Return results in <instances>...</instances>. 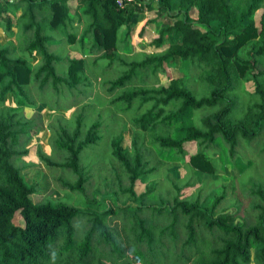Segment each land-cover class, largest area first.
Wrapping results in <instances>:
<instances>
[{
	"label": "trees",
	"instance_id": "trees-1",
	"mask_svg": "<svg viewBox=\"0 0 264 264\" xmlns=\"http://www.w3.org/2000/svg\"><path fill=\"white\" fill-rule=\"evenodd\" d=\"M73 1L85 29L75 26ZM20 9L15 21L13 14ZM148 9L156 18L147 24L169 21L152 42L160 52L128 60L121 51L146 19L136 8L120 9L115 0H0V30L18 43L0 45V264H264V0H153ZM66 45L80 56L52 50ZM31 53L41 58L34 68ZM177 59L187 70L168 86L157 80L151 87L125 89L141 72L156 74ZM89 60L91 75L111 84L110 92L124 89L109 107L126 106L121 113L130 119L133 140L128 149L123 132L113 137L110 164L120 167L128 186L117 174L112 187L106 183L98 210L65 200L35 203L39 185L26 182L19 161L44 126L41 111L46 106L68 110L53 100L40 104L35 97L47 88L60 96L63 90L72 96L91 91L95 83ZM100 62L126 71L109 80L108 69L98 72ZM8 96L19 107L9 108ZM78 103L83 105L73 119L57 118L58 127H50L53 154L40 147L38 157L50 172L61 169L75 176L74 184L66 185L83 198L93 170L83 155L102 137L100 123L86 126L88 104ZM29 109L38 111L29 115ZM205 109L213 111L198 118L197 112ZM146 139L155 153L146 155ZM187 143L221 148L219 154L208 157L203 149L190 158L193 169L210 174L216 171L212 160L220 154L234 163L240 158L238 168L246 173L254 161L240 157L237 147L257 143L262 175L248 176L240 189L246 199L259 200L248 209L237 200L234 210L223 213L218 208L226 193L206 205L183 194L194 187L190 179L176 182L168 174L149 191L150 197L156 194L151 204L144 201L147 195L136 196L139 180L161 175L156 164L185 162ZM251 180L256 182L252 190ZM145 210L151 213L143 219ZM83 219L87 224L81 227ZM103 242L112 247L110 252L101 250Z\"/></svg>",
	"mask_w": 264,
	"mask_h": 264
},
{
	"label": "rangeland",
	"instance_id": "rangeland-1",
	"mask_svg": "<svg viewBox=\"0 0 264 264\" xmlns=\"http://www.w3.org/2000/svg\"><path fill=\"white\" fill-rule=\"evenodd\" d=\"M71 8V16L76 18V27L82 29L86 28L84 21L81 22V10L78 8L77 2L73 1L69 3ZM22 14V10L16 11L13 14V19L16 21L18 17ZM146 19L143 20L137 28H139L134 34L130 42L126 46L123 47L121 54L124 57H127L128 60H133L141 54H153L158 53L160 50H156L153 46L152 42L159 37L160 29H162L166 24H169V21L166 19L159 20L155 24H147L152 18H156V14L147 15ZM261 12H258L255 21L258 26H260ZM18 28H15V33ZM142 30H144L142 32ZM124 33L122 32L121 37L123 40ZM8 42H13L14 44H18L15 38H8L4 35L3 31L0 30V45H5ZM65 48H58L57 46L52 47V50L62 51L63 56L66 55L70 48L64 46ZM69 55L72 57L80 56L79 53L70 51ZM31 61L30 66L36 67L41 58L37 53L30 54ZM94 58V57H93ZM91 61L89 60L88 69L90 70L89 76L92 81L95 83L94 88L91 91H86L88 93L80 94L79 96H72L70 92L67 90H63V97L59 94L52 92L50 88H47L45 92L38 93V99L35 97V101L38 103L49 102L53 100V103L56 104H64L68 107L67 111L61 110L60 112L55 111L52 107H45L43 109L42 114L44 116V126L38 130L37 136H33L31 142L27 146L29 149V154L27 157L19 161V166L22 167L21 175L26 180L28 184H38L39 192L34 195L32 198L35 203H43L47 200L54 201H70L71 204L76 203L82 209L98 210L99 202L101 200V193H104L107 189L105 188L106 183L110 187H112V183L117 181V174L122 179L124 187L128 186L125 175L123 174L120 167L111 162V140L115 135L122 133L124 134L123 146L125 148L130 149L131 143L133 140V130L130 127L129 118L126 114L121 113V109L125 108V105L116 104L114 106L109 107V102L119 96L124 89H116L110 92L111 84H103V81L97 80L95 76L91 75L92 66ZM108 62H100L98 64V72L102 73L103 69L109 68ZM184 70H187V66L181 62L180 59H177L176 64L170 67H165L163 70H159L156 74L152 73L151 70L141 72L138 78L135 79L132 85L127 86L125 89L130 91L132 88H141L154 85L157 80H159L160 85L168 86L173 79H178L183 77ZM125 68H118L116 65L110 69H108L105 78L109 80H115L125 72ZM156 85V84H155ZM247 88L249 90H253L254 86L252 83L247 84ZM77 92V91H75ZM37 95V94H36ZM83 102L84 104H88L89 107L86 108V126H90L93 123H100V135L102 140H100L95 146L90 147L84 152L83 160H85V164L90 163L92 167L91 180L85 185L86 197L81 196V194H71L69 192V188L66 184H74L76 177L71 176L68 173H64L63 170H58L54 173L50 172L46 166L41 162L38 157V148H42L43 152L52 155V147L51 140L52 129H56L58 127V119L62 118L63 120H71L73 119V114L77 112L78 107L83 104L78 103ZM6 105L9 108H17L19 105L16 103V100L13 96H8L6 100ZM242 110V107L239 109ZM37 112L38 109H29L28 114L32 115L33 112ZM212 109H205L197 112V117L201 118L209 113H212ZM133 113V112H132ZM132 113H129V116L132 117ZM61 120V122H63ZM65 121L62 123L64 124ZM146 145L148 146L150 151H145L146 155H150L152 152L155 153V149L149 145L150 140L146 139ZM188 156L183 163H174V162H166L162 165L156 164L158 168L161 169V175L159 177L152 178H144L143 180H139L134 188V192L136 196L140 197L142 195H147L144 198L147 204H151V201L156 196L153 193L152 197L148 196L149 191L154 187L156 182L165 180V175L168 174L171 178L178 181H187L190 179V184L194 185V187L188 188L183 193L185 197H193L194 199L199 198L201 202L206 203V205H210L217 197L221 196L223 193H226V199L219 205V211L221 210L223 213L230 212L234 210L237 206V200L241 202V205L245 206L246 209L253 203H255V198L246 199L244 193L241 191V184H245L248 176L254 175H262V171H260V162L262 157L259 155L261 148L255 150L257 147V143H254L251 148H248L247 145L241 143L240 146L237 147L238 154L244 160H253L254 167L250 168L246 173L242 174V170L238 168L241 165V159L234 163L228 159H222L220 155H216L213 158V166L215 167V173H204L200 172L197 169H193L191 165H189L190 158L198 153H200L204 148H202L197 143H187L185 145ZM205 156H210V152L222 151L221 148L217 146L211 147L209 150L204 149ZM57 158H61L60 153H56ZM212 158V157H211ZM217 160V161H216ZM155 164V163H154ZM192 169V170H191ZM252 177V176H251ZM258 177V178H259ZM255 180H251L248 182V189H253V184H255ZM252 184V185H251ZM116 188V187H115ZM249 190L248 193L251 191ZM162 190H157L156 193L160 194ZM173 195H175L173 193ZM95 200L97 203L88 204V201ZM259 200V199H258ZM130 202V200H128ZM131 205L130 203H128ZM151 211L145 210L140 217L146 218L147 215L150 216ZM121 224V219L117 221ZM87 224V220L83 219L79 221L78 225L84 227ZM120 226V225H119ZM101 250H105L110 252L112 247L106 242L101 243Z\"/></svg>",
	"mask_w": 264,
	"mask_h": 264
},
{
	"label": "built area",
	"instance_id": "built-area-1",
	"mask_svg": "<svg viewBox=\"0 0 264 264\" xmlns=\"http://www.w3.org/2000/svg\"><path fill=\"white\" fill-rule=\"evenodd\" d=\"M153 0H115L116 5L123 10L129 8H136L137 10L143 12L145 15L150 13L148 7Z\"/></svg>",
	"mask_w": 264,
	"mask_h": 264
},
{
	"label": "crops",
	"instance_id": "crops-1",
	"mask_svg": "<svg viewBox=\"0 0 264 264\" xmlns=\"http://www.w3.org/2000/svg\"><path fill=\"white\" fill-rule=\"evenodd\" d=\"M149 14H153V12H150ZM149 14H148V15H149ZM148 15H147V16H148ZM148 17H150V16H148ZM151 19L154 20V18H152V17H151ZM75 24H76V22H75ZM138 29H139V28H137L136 31H137ZM136 31H135V32H136ZM135 32H134V33H135ZM134 33H133V34H134ZM132 37H133V35H132Z\"/></svg>",
	"mask_w": 264,
	"mask_h": 264
}]
</instances>
